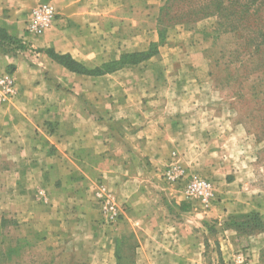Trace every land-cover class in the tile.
Segmentation results:
<instances>
[{"label": "crops", "instance_id": "0c3cea01", "mask_svg": "<svg viewBox=\"0 0 264 264\" xmlns=\"http://www.w3.org/2000/svg\"><path fill=\"white\" fill-rule=\"evenodd\" d=\"M165 2L0 0V29L23 47L0 50V74L16 83L0 106V221L10 220L8 242L37 263L117 264L122 242L131 264H224L232 254L230 216L186 203L165 176L173 165L215 177L235 199L244 131L228 113L204 114L210 96L197 85L182 94L160 76L146 79L147 63L84 75L50 56L93 72L146 52L136 41L155 30ZM42 4L57 16L34 36L25 23ZM98 184L125 210L115 226H103L93 206Z\"/></svg>", "mask_w": 264, "mask_h": 264}, {"label": "rangeland", "instance_id": "374dc122", "mask_svg": "<svg viewBox=\"0 0 264 264\" xmlns=\"http://www.w3.org/2000/svg\"><path fill=\"white\" fill-rule=\"evenodd\" d=\"M197 5L195 0L169 1L157 20L155 30L137 39L136 48L142 49L147 45L149 47L145 53L137 56L136 66L147 63L143 68L148 80L154 81L160 76L166 85L169 82L177 84L170 92L185 94L197 85L201 93L210 96L209 104L201 106L204 114L214 118L225 111L230 117L231 126L244 131L241 140L234 146L236 149L234 158L237 161L239 159L242 164L240 179L243 181L239 185L242 189L240 194L236 193L235 199H229L222 180L199 176L215 185L220 201L215 210L206 212L196 204L190 205L203 213H227L226 216L230 217L226 223L229 225V230L234 233L235 239L234 246L230 248L231 253L240 248H248L251 252L250 264H264L263 114L256 111V102L244 98H231L235 90L234 86L227 82L214 83L209 78V73L212 71L209 60L214 58L219 45L225 44L226 39L219 41L213 47L214 39L210 29L214 20L197 19L195 9ZM130 54L133 53H127L126 56L123 54L121 61L124 63L132 61L131 58H127ZM240 205L244 206L246 212L236 214L241 210ZM93 206L97 210L95 203ZM120 207L124 213V208ZM8 227V223H5L0 230V264L3 260L6 264H40L30 254H23L21 259L13 257L12 254L16 253L11 251L9 246V244L14 246V243L7 242L10 232ZM121 255L124 259L127 257L124 250ZM121 264L129 263L123 261Z\"/></svg>", "mask_w": 264, "mask_h": 264}, {"label": "trees", "instance_id": "16d2710c", "mask_svg": "<svg viewBox=\"0 0 264 264\" xmlns=\"http://www.w3.org/2000/svg\"><path fill=\"white\" fill-rule=\"evenodd\" d=\"M172 0H166L164 6L160 9L158 18L165 5ZM179 1V0H176ZM198 5L197 19H213L214 24L210 29L213 35V47L219 41L226 39L225 44H220L215 52L214 58H211L209 78L214 83L227 82L235 87L231 98L247 99L250 102H256L257 112L263 114L264 118V0H195ZM158 20V19H157ZM14 46L22 50L21 44L9 37L6 32L0 29V50L6 47ZM212 47V48H213ZM211 48V49H212ZM145 53V52H143ZM141 53H133L127 56L132 61L124 63L121 61V55L117 62L105 64L101 70L87 71L80 65L72 61L68 56H58L50 54L51 58L64 66L68 70L91 75L94 73H106L117 68L127 65H136L137 56ZM9 220L0 221V230L5 223H8V229L12 226ZM227 227L229 225L226 223ZM9 234V233H8ZM8 242V240H7ZM14 246L9 244L15 259H21V242H12ZM15 247V248H13ZM124 250L128 256L130 248L127 243L122 242L118 248V263L128 262V258L122 257ZM2 264H6L5 260ZM82 264V263H80ZM84 264V263H83Z\"/></svg>", "mask_w": 264, "mask_h": 264}, {"label": "built area", "instance_id": "2783aa9c", "mask_svg": "<svg viewBox=\"0 0 264 264\" xmlns=\"http://www.w3.org/2000/svg\"><path fill=\"white\" fill-rule=\"evenodd\" d=\"M56 16L57 12L52 6L48 4L38 5L28 14L25 30L31 35L42 36L53 26ZM15 95L16 83L13 73L5 70L0 74V106L12 100ZM165 176L186 203L196 204L205 212L217 208L220 197L215 185L210 180L190 174L173 165L166 170ZM95 191L94 203L97 206L101 224L106 227L117 225L123 216L121 207L103 185L98 184ZM37 195L40 200H43L44 193L42 191H38ZM250 260V250L240 248L232 252L225 264H250Z\"/></svg>", "mask_w": 264, "mask_h": 264}]
</instances>
